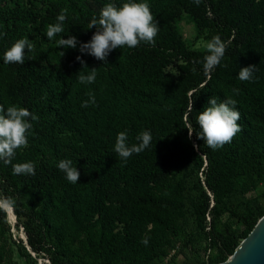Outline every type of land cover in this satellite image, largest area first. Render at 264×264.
Here are the masks:
<instances>
[{
  "label": "trees",
  "instance_id": "1",
  "mask_svg": "<svg viewBox=\"0 0 264 264\" xmlns=\"http://www.w3.org/2000/svg\"><path fill=\"white\" fill-rule=\"evenodd\" d=\"M36 1L0 0V105L39 118L12 161L33 162L36 175H13L0 161V195L15 199L28 246L51 264H155L181 241V264L226 262L264 216V202L248 197L264 185V0H131L150 6L159 24L155 46L117 48L106 62L82 55L79 43L58 48L55 39L89 42L101 8L130 0ZM62 9L64 31L49 41L47 26ZM183 14L210 40L230 41L211 73L203 70L207 51L189 48L178 32ZM22 38L33 51L25 49L23 65L5 64L4 53ZM252 65L253 79L240 81L239 70ZM93 68L96 81L80 84L79 72ZM89 94L95 104L81 107ZM212 97L236 101L242 128L215 151L187 130L191 123L199 131L196 118ZM144 130L151 146L122 161L117 134L127 131L131 146ZM62 159L73 161L78 183L58 169ZM12 229L0 211V264H17Z\"/></svg>",
  "mask_w": 264,
  "mask_h": 264
},
{
  "label": "clouds",
  "instance_id": "2",
  "mask_svg": "<svg viewBox=\"0 0 264 264\" xmlns=\"http://www.w3.org/2000/svg\"><path fill=\"white\" fill-rule=\"evenodd\" d=\"M199 6L203 0H192ZM67 18V9H62L56 17L57 22L47 26V39L53 41L64 31V22ZM89 29L95 28L91 40L80 43L75 36L55 39L58 48L76 49L79 43V52L82 55H90L98 61L106 62L109 54L117 49L127 47L137 48L141 43L155 46L156 36L159 32V24L154 19L150 6L146 2H126L117 7L114 3H107L99 12V17H93L88 25ZM230 41H223L219 35L213 36L206 43L207 55L203 59V70L205 74L211 73L221 63L225 56ZM25 49L33 51L34 44L28 38L17 40L5 53V64H20L25 62ZM64 52H60L63 57ZM81 65L85 62L81 56H77ZM84 68H87L86 66ZM83 68V69H84ZM256 66H248L239 70L238 79L242 82L251 81L256 71ZM88 69V68H87ZM97 70L93 68L90 74L79 72L78 82L80 84H92L96 81ZM238 93V89L233 90ZM95 104L94 94H89V99L82 102L81 107ZM208 105L196 118L199 125L197 132L192 124L187 126L189 138L195 132L197 139L203 140L204 144L213 151L230 144L237 133L242 132L241 125L237 122L241 119V113L237 110L236 101L226 98L218 102L217 97H212ZM192 108V105H191ZM0 161L5 165L12 166L13 175L35 176V164L33 162L13 164L16 151L28 145V134L33 128V121L39 118L27 108L10 105L5 108L0 105ZM138 143L128 144L127 131L117 134L114 152L122 161H127L133 154H140L151 146L152 135L150 131L144 130L136 136ZM195 148L198 146L194 145ZM58 169L65 174L69 183L76 184L80 179V172L73 166L71 159H62L57 165ZM15 199L0 195V211L9 212L15 207ZM145 245L148 240H142Z\"/></svg>",
  "mask_w": 264,
  "mask_h": 264
},
{
  "label": "rangeland",
  "instance_id": "3",
  "mask_svg": "<svg viewBox=\"0 0 264 264\" xmlns=\"http://www.w3.org/2000/svg\"><path fill=\"white\" fill-rule=\"evenodd\" d=\"M11 5L17 3H28L36 0H7ZM39 1L37 0L36 3ZM40 7L42 4L39 2ZM177 29L182 36L186 45L191 49L206 50V43L210 40L207 31H201L197 27L195 20L188 14H183L181 20L177 23ZM169 71H173L170 69ZM249 198H257L264 202V185L260 186L256 191L248 195ZM12 230L8 234L11 241L13 260L17 264H51L49 256L45 253L34 252L27 244L23 236L25 233L22 227L18 226L16 219L15 225H11ZM233 227H237L232 224ZM16 228V229H15ZM20 230V231H19ZM26 238V236H25ZM186 249L181 241H176L166 255H163L155 260V264H181L184 259Z\"/></svg>",
  "mask_w": 264,
  "mask_h": 264
},
{
  "label": "water",
  "instance_id": "4",
  "mask_svg": "<svg viewBox=\"0 0 264 264\" xmlns=\"http://www.w3.org/2000/svg\"><path fill=\"white\" fill-rule=\"evenodd\" d=\"M12 211L14 212V210ZM25 236L28 245L26 233ZM221 264H264V216L259 220L249 237L240 244L235 254Z\"/></svg>",
  "mask_w": 264,
  "mask_h": 264
},
{
  "label": "bare ground",
  "instance_id": "5",
  "mask_svg": "<svg viewBox=\"0 0 264 264\" xmlns=\"http://www.w3.org/2000/svg\"><path fill=\"white\" fill-rule=\"evenodd\" d=\"M8 214H9V221H10V224L11 225H15V223H16V216H15V214H14V212L11 210V211H9L8 212ZM16 229V228H15ZM20 231V230H19ZM23 238L25 239V236H23Z\"/></svg>",
  "mask_w": 264,
  "mask_h": 264
}]
</instances>
